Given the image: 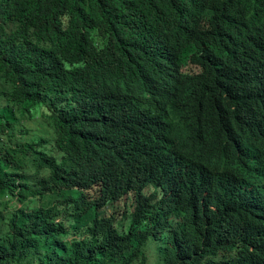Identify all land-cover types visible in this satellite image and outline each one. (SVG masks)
Here are the masks:
<instances>
[{"label":"trees","instance_id":"16d2710c","mask_svg":"<svg viewBox=\"0 0 264 264\" xmlns=\"http://www.w3.org/2000/svg\"><path fill=\"white\" fill-rule=\"evenodd\" d=\"M149 247L264 264V0H0V264Z\"/></svg>","mask_w":264,"mask_h":264},{"label":"rangeland","instance_id":"374dc122","mask_svg":"<svg viewBox=\"0 0 264 264\" xmlns=\"http://www.w3.org/2000/svg\"><path fill=\"white\" fill-rule=\"evenodd\" d=\"M61 193H62V190H61V189H59V188L55 189V190H54V196H53L52 201H54L56 197H60V196H61ZM38 201H39V202H42V203L44 202V203L48 204L47 202H50L51 200H50V198H49V195L46 194V196H44L42 199H39ZM118 206H120V203H119V202H117V203L115 204V208H116V209H119ZM110 211H112L110 205H106V206H104V207L100 210V212L103 213V214H108V212H110ZM159 244H160V243H159ZM152 250H153V249H151L150 247L148 248L149 254L147 255L148 261H147L146 264H152V262H153V260H154V254H153ZM135 264H136V263H135Z\"/></svg>","mask_w":264,"mask_h":264}]
</instances>
